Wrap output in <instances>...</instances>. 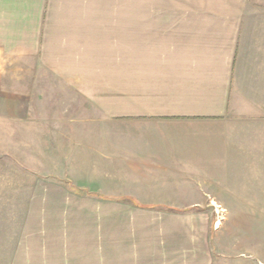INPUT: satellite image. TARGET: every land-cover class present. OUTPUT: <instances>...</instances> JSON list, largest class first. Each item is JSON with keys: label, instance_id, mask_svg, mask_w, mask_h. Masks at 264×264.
Returning a JSON list of instances; mask_svg holds the SVG:
<instances>
[{"label": "crops", "instance_id": "obj_1", "mask_svg": "<svg viewBox=\"0 0 264 264\" xmlns=\"http://www.w3.org/2000/svg\"><path fill=\"white\" fill-rule=\"evenodd\" d=\"M45 75L59 82L54 100L79 101L57 122L89 139L99 124L119 125L103 133H117L114 150L148 175L137 194L72 183L77 195L141 211L25 216L9 264H249L213 258L210 213L193 205L264 219L263 3L0 0V123L46 117L28 81Z\"/></svg>", "mask_w": 264, "mask_h": 264}, {"label": "rangeland", "instance_id": "obj_2", "mask_svg": "<svg viewBox=\"0 0 264 264\" xmlns=\"http://www.w3.org/2000/svg\"><path fill=\"white\" fill-rule=\"evenodd\" d=\"M251 3L264 4V0H251ZM242 79V92L248 94L250 77L244 75ZM28 81L37 85L39 92L36 94L45 99L43 107L35 109V115L46 117L29 124L0 123V264H9L12 259L15 246L11 235L25 222V216L104 212L105 206L114 216L121 211H141L130 203L111 205L77 195L79 189L73 188L72 183L83 186L79 191L115 192L122 191L124 186L136 193L138 188L144 190L139 185L146 182L148 175L141 171L142 166L131 161L130 156L120 155L117 147V151L114 150L112 145L122 148L124 142L117 133L109 137L103 133L106 130L121 132L119 125L106 129V125L99 124L97 138H83L89 134H81L80 125L57 122V116L78 114L81 111L77 107L79 101L65 98L62 92H57L58 100H54L56 93L52 88L59 82L49 75L35 76L33 81ZM86 130L95 131V127ZM145 196V199L151 198L148 194ZM147 206L153 205H141L142 208ZM165 206L169 205L154 210L167 209ZM193 206L210 213L214 259L264 264V219L255 220L250 214L244 218L243 214L234 213L235 204ZM35 222L40 221L31 220L30 223ZM121 223L118 220L115 225L121 226Z\"/></svg>", "mask_w": 264, "mask_h": 264}, {"label": "trees", "instance_id": "obj_3", "mask_svg": "<svg viewBox=\"0 0 264 264\" xmlns=\"http://www.w3.org/2000/svg\"><path fill=\"white\" fill-rule=\"evenodd\" d=\"M139 206H141V205H139Z\"/></svg>", "mask_w": 264, "mask_h": 264}]
</instances>
